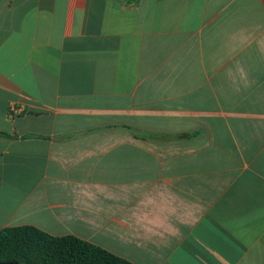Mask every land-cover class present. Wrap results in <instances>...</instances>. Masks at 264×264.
Segmentation results:
<instances>
[{
  "label": "crops",
  "instance_id": "0c3cea01",
  "mask_svg": "<svg viewBox=\"0 0 264 264\" xmlns=\"http://www.w3.org/2000/svg\"><path fill=\"white\" fill-rule=\"evenodd\" d=\"M132 264H264V0H0V232Z\"/></svg>",
  "mask_w": 264,
  "mask_h": 264
},
{
  "label": "trees",
  "instance_id": "16d2710c",
  "mask_svg": "<svg viewBox=\"0 0 264 264\" xmlns=\"http://www.w3.org/2000/svg\"><path fill=\"white\" fill-rule=\"evenodd\" d=\"M0 260L22 264H132L78 238L51 237L33 227L2 230Z\"/></svg>",
  "mask_w": 264,
  "mask_h": 264
},
{
  "label": "water",
  "instance_id": "95a60500",
  "mask_svg": "<svg viewBox=\"0 0 264 264\" xmlns=\"http://www.w3.org/2000/svg\"><path fill=\"white\" fill-rule=\"evenodd\" d=\"M0 264H20V263H18L17 261H7V262L0 261Z\"/></svg>",
  "mask_w": 264,
  "mask_h": 264
},
{
  "label": "flooded vegetation",
  "instance_id": "af4514ba",
  "mask_svg": "<svg viewBox=\"0 0 264 264\" xmlns=\"http://www.w3.org/2000/svg\"><path fill=\"white\" fill-rule=\"evenodd\" d=\"M0 261L7 262V261H4V260H0ZM20 264H22V263H20Z\"/></svg>",
  "mask_w": 264,
  "mask_h": 264
}]
</instances>
